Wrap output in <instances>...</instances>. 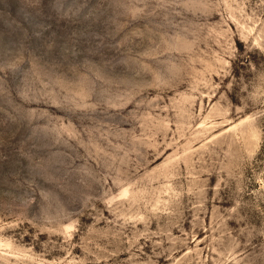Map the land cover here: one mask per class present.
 <instances>
[{
    "label": "rangeland",
    "instance_id": "1",
    "mask_svg": "<svg viewBox=\"0 0 264 264\" xmlns=\"http://www.w3.org/2000/svg\"><path fill=\"white\" fill-rule=\"evenodd\" d=\"M0 264H264V0H0Z\"/></svg>",
    "mask_w": 264,
    "mask_h": 264
}]
</instances>
